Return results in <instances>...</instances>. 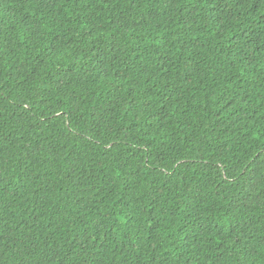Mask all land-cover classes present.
<instances>
[{
  "label": "trees",
  "instance_id": "trees-1",
  "mask_svg": "<svg viewBox=\"0 0 264 264\" xmlns=\"http://www.w3.org/2000/svg\"><path fill=\"white\" fill-rule=\"evenodd\" d=\"M0 264H264V0H0Z\"/></svg>",
  "mask_w": 264,
  "mask_h": 264
}]
</instances>
